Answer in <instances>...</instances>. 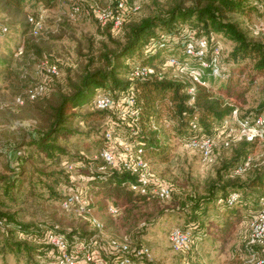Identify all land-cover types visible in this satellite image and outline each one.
Returning a JSON list of instances; mask_svg holds the SVG:
<instances>
[{
    "label": "trees",
    "instance_id": "trees-1",
    "mask_svg": "<svg viewBox=\"0 0 264 264\" xmlns=\"http://www.w3.org/2000/svg\"><path fill=\"white\" fill-rule=\"evenodd\" d=\"M59 1L61 0H0V3L4 8L9 11L14 10L18 14L26 9L27 23L24 25H29L32 29L28 16L34 14L35 11H30L27 7L33 3H41L47 8L55 7ZM68 1L72 4V9L78 6L79 12L85 11V8H82L77 0ZM190 1L191 4L187 5L185 0H173L166 9L139 20H131V17L137 12L131 14L121 28L124 29V41H117L115 49L103 54L106 66L87 70L78 84L73 83L70 86L69 93H61L50 98L46 89L36 98H30L28 95V100L33 102L39 119L38 130L30 135L31 146L34 147L37 155L44 158L43 162L48 160L49 164H58L60 160L61 167L59 171H55L50 165L48 168L36 167V170H33L30 175L33 178L29 180L24 168H21L23 163L19 160L17 167L11 172L12 174L0 175L1 255L11 254L18 258H24L29 263H35L36 259V264H43V262L52 259V247L47 241V232L50 229L58 226L70 237L78 235L81 240L96 232V230L90 231L92 225L90 219L80 215L78 216L81 217L85 226L83 229L70 230H64L54 223L24 222L19 217L18 205L21 206L20 194L23 187L27 186L31 191H37L36 187L38 186L44 187L47 189L48 197L51 198L56 196L53 194L55 187L62 184L63 177H65V180H71L69 188L73 187V192L78 188L74 187L76 184L71 175L73 170H69L68 167L71 164L82 167L85 157H75L76 161L61 160V158L67 152L62 141L74 133L75 121L80 117L79 110L90 109L92 112L89 117L91 118L102 120L108 118L106 123L108 128L105 127L102 133L103 147L101 149L118 145V148L114 149L120 150L117 139H119L118 136H121L124 142L135 147H143L146 155L148 154L151 158L157 157L161 161H167L169 158L168 151L171 145H169L171 140L169 135L172 133L178 137L179 143L184 147L185 143L193 137L207 135L220 137L229 133L230 125L234 120V111L239 104L248 103L251 86L254 85L259 75H264V41L251 39L243 27L229 16L230 14H248L256 10L257 3L263 0ZM87 12L92 13L91 5ZM102 27L111 29L110 26ZM3 28H6V31H3ZM3 28L0 33H9L10 29L6 23ZM22 32L26 33L27 28H23ZM202 36L209 39L211 47L217 40H224L225 43L229 40L234 44V47L229 53L222 51L220 75L214 76L208 69L207 74L203 77L207 85H198L195 95L188 92V88L191 86L190 82L168 77L167 73L164 76L157 74L145 79L133 76L136 66H153L161 70V65L171 57L186 60L188 57L187 43L192 37L196 39ZM31 50L37 54L42 53L35 44L29 43L25 52L28 53ZM198 61L193 58L194 64H197ZM54 63L58 65L57 62ZM4 68L8 69V64ZM59 75L60 73L50 76L46 88ZM218 81L223 83L218 91H214V87L211 86H214ZM99 90L109 91L115 95L121 93L134 95L136 100L134 108L138 110L139 115L136 117L128 108L120 113H115L112 110H95L92 106V99ZM20 99L22 100V98ZM230 99L236 103L229 101ZM19 103L23 104L24 100ZM261 115H264V104L260 105L256 111L241 115L240 120L253 125ZM110 122L117 125L112 127ZM107 130L112 131V140L106 137ZM242 140L240 143L242 145L236 149L234 160L224 162L225 168H232L234 176L242 174L235 173V170L247 158L250 149L258 141H248L246 138ZM234 145L235 142L232 141L230 146L223 148L231 149ZM195 152L201 160L200 153ZM85 161L88 163V160ZM217 162L218 159L212 165ZM94 163V167L88 164L89 187L85 196L93 197L94 202L89 203V206L95 213L104 209L105 205L107 209V206L112 204L119 208L120 215L132 216L143 204L151 201H164L151 191V188L158 183L149 184L148 190L143 192L140 189L142 186L137 181V175L121 164H110L102 157L94 160ZM254 167H256L255 175L248 181L224 180V177L221 176L215 186L208 189L206 196H191L187 209L192 216L188 221L187 227L189 228L184 229L191 232L192 237L198 243V248L186 254L181 253L182 255L192 256V253L198 252L199 242L207 240L211 234L207 228L202 226L203 221L198 219L206 208L204 204L207 206L215 201L219 207L229 210L227 218L215 228L217 236L222 240L229 237L238 227H247L248 222L261 208V200L264 198V163L260 167L251 164L245 172ZM88 168L86 167V169ZM36 174L37 177L34 178ZM232 193L239 194L238 200L234 204H229L227 200L219 203L220 198L226 199ZM32 194L34 195V193ZM66 196L60 197V204ZM111 216L114 215L111 214ZM102 224L105 227L104 223ZM134 245L145 244L136 243ZM106 257L110 259L108 256ZM132 259L134 264L151 261L143 256H132Z\"/></svg>",
    "mask_w": 264,
    "mask_h": 264
},
{
    "label": "rangeland",
    "instance_id": "rangeland-1",
    "mask_svg": "<svg viewBox=\"0 0 264 264\" xmlns=\"http://www.w3.org/2000/svg\"><path fill=\"white\" fill-rule=\"evenodd\" d=\"M113 1L116 0H77L79 5L85 8V11L77 13L68 0H61L55 7L48 8L41 3H33L27 9L35 11V15H43V28L40 31L24 25L27 23L26 9L18 14L14 10L9 11L4 8L0 3V30L5 23L10 29L7 34L0 33V175L12 174L19 160L22 161L21 168H24L29 180L33 178L30 175L36 167L48 168L50 165L52 169L59 171L60 160L58 164H49L48 160L43 162L44 158L37 155L34 147L31 146L30 135L38 130L39 119L33 102L28 100V92L43 81L46 71H41L40 67L46 60L50 63L57 62L60 67V75L54 78L47 88L50 98L61 93H69L70 86L73 83L78 84L87 70L106 66L103 54L115 49L117 41H124V29L113 31L103 28L94 14L87 11L94 2L106 7L114 6ZM134 1L141 4V9L131 17V20L157 14L169 7L173 0ZM185 2L187 5L191 4L190 0ZM229 17L237 21L251 39L264 41V0L258 2L257 9L248 14H230ZM25 27L27 32L23 33L22 29ZM220 42L223 45L222 51L226 53L232 51L234 44L231 41L225 43L224 40H220ZM29 43L35 44L42 53L37 54L33 50L26 53ZM7 64L9 68L5 69ZM222 83L218 81L211 87H214V91H218ZM19 97L24 100L23 104L19 103ZM229 101L236 103L233 99ZM262 104H264V75H259L248 93V103L238 105V112L230 125L231 130L224 136L218 137L219 142L214 155V162L217 159L218 162L215 165H212L213 162L203 163L195 151L185 148L179 143L176 135L170 134L169 145H171L167 161H161L157 157L151 158L148 154L146 156L151 183L168 185L172 188V197L161 202L151 201L143 204L132 216L125 214L121 216L119 213L111 216L108 206L106 209L105 205L104 209L95 213L105 225V234L114 238H127L133 245L143 243L148 246L152 251L153 260L144 264H191V262L192 264H241L244 262L248 258L244 248L247 227H238L226 239L222 240L218 237L215 228L227 218L229 210L219 207L215 201L207 206L204 204L206 208L198 218L203 221L202 226L211 233L207 240L199 242L198 252L195 251L192 256L185 257L174 251L170 233L176 227L189 228L187 225L192 215L187 207L191 196H206L208 189L214 187L221 176L224 180L238 179L245 182L255 175L256 167L234 176L232 168H225L224 162L233 161L236 149L242 145L240 143L243 140L239 139L243 133V127L239 123L240 116L256 111ZM91 112L88 108L79 110L80 117L75 121L74 133L62 141L67 152L61 160L76 161L75 157L80 156L88 160V163L83 160L82 167L74 166L71 172L76 184L74 187L83 189L85 195L89 187L88 164L94 167V160L101 158L102 133L105 127L108 128L106 124L108 118L105 120L91 118L89 117ZM110 125L115 127L117 124L110 122ZM118 138L122 139L121 136ZM228 140L235 142V145L231 149H224L223 144ZM121 150L120 148L119 151ZM249 152L253 166L263 165L264 139H259ZM36 177L37 174L34 175V178ZM71 183V180H65L63 177L62 184L55 187L53 192L56 196L51 198L48 197L47 189L44 187H36L37 191H31L27 186L23 187L20 194L21 206L18 205L21 220L54 223L64 230L83 229L85 225L81 217L75 212L65 211L60 204L62 195L73 192V187L69 188ZM0 264H36V259L35 263H29L21 257L0 254Z\"/></svg>",
    "mask_w": 264,
    "mask_h": 264
},
{
    "label": "built area",
    "instance_id": "built-area-1",
    "mask_svg": "<svg viewBox=\"0 0 264 264\" xmlns=\"http://www.w3.org/2000/svg\"><path fill=\"white\" fill-rule=\"evenodd\" d=\"M114 6L102 7L94 2L92 13L102 26H110L113 31L120 30L131 14L141 9V4L134 0H116L112 2ZM75 12H79L80 8L76 6ZM28 20L36 31L43 28V15L29 14ZM3 28V27H2ZM6 31V28L2 29ZM223 45L220 40L211 47L207 37L191 38L186 45L188 57L186 60H179L171 57L161 65V70L153 66H136L133 76L138 78H151L154 75L167 73L168 77H175L187 80L191 83L188 92L195 95L198 85H207L203 77L207 74V70H211L210 74L214 76L220 75L221 72V53ZM193 58L198 59V63H193ZM41 71H46L42 82L37 84L33 89L29 90L30 98H36L44 93L47 80L50 76L58 75L60 69L57 64L50 63L46 60L40 67ZM194 99V98H193ZM19 102L22 100L19 98ZM136 100L134 95L125 93L113 94L109 91L99 90L92 99V106L95 110H112L115 113L125 111L126 108L132 110V114L136 117L139 112L136 108ZM238 112V108L234 111V117ZM243 127L242 136L248 141L264 139V115L258 117L255 124L250 125L246 121H239ZM194 127H196L194 125ZM113 133L111 130L106 131V137L112 140ZM238 139V140H239ZM121 151L114 148L118 145L106 147L101 150V157L110 164H121L126 169L137 175V181L142 187L143 192L148 190L151 184L150 170L146 151L141 146H132L123 139H117ZM218 137L202 136L193 137L185 143V147L198 151L203 163L211 164L214 162L215 150L218 145ZM232 141L224 142L223 146L227 148ZM252 164V157L247 156L244 163L240 164L235 173H244ZM69 170H74V165H69ZM136 188V187H134ZM151 191L161 200L171 198L172 190L168 185L156 184ZM239 194L232 193L228 198H220L219 203L225 200L229 204H234L238 200ZM91 196H85V192L81 188H77L74 192L67 195L62 200V207L65 211L75 212L80 216L90 219L92 225L91 230L95 233L88 235L84 239H80L78 235L70 237L68 233L55 226L47 232V241L52 247V259L43 262V264H134V257H146L153 260L151 249L146 245H133L127 238H114L105 234L103 224L100 218L95 214L89 203H93ZM108 211L112 215L119 213V208L109 204ZM247 238L244 248L248 253V258L241 264H264V198L261 200V208L251 218L247 225ZM170 240L174 251L186 254L193 249L198 248V243L194 240L189 230L180 227L174 228L170 233ZM110 259H108L106 256Z\"/></svg>",
    "mask_w": 264,
    "mask_h": 264
}]
</instances>
